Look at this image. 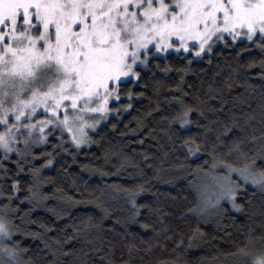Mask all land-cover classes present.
<instances>
[{
	"label": "snow or ice",
	"instance_id": "1",
	"mask_svg": "<svg viewBox=\"0 0 264 264\" xmlns=\"http://www.w3.org/2000/svg\"><path fill=\"white\" fill-rule=\"evenodd\" d=\"M228 49L241 59L242 53L247 54L249 68L257 64L254 53L258 54L261 71L257 74L264 79V0H0V264H23L21 253L28 252L19 238L21 225L15 222L23 185L27 184L23 199L31 204L40 197L44 170L61 153L74 155L91 144L103 122L130 114L146 97L157 100L146 115L158 111L160 89L172 73L178 77L172 96L182 110L171 117L160 115L159 130L173 144L182 141L183 159L177 158L176 167L185 178L191 177V191L174 200L191 206L178 209L187 232H170L164 216L171 213L149 208L159 217L160 227L147 222L142 227L171 240L176 253L157 264H180V249L204 237L200 222L228 211L225 205L245 214L246 222L235 224L232 217L230 227L239 233L231 241L235 250L220 249L213 257L215 264H264V95L259 105L260 127L233 121L242 136L236 135L227 152L217 150L218 143H223L221 136L233 131L227 124L211 144L206 132L181 134V130L190 132L188 125L193 123L204 127L190 116L193 111L202 116L203 110L183 99L189 94L183 88L186 76L194 66L207 74L214 58L224 56ZM226 68H231L227 61L216 60L213 78ZM232 79L231 73L225 77L229 89ZM150 86L153 95L145 91ZM208 87L212 89L211 84ZM253 119L254 113L246 114V123ZM177 122L178 129L173 127ZM116 126L112 124L113 129ZM143 127L141 121L131 131ZM249 141L251 146H241ZM149 155L144 156L146 163ZM201 159L203 163H197ZM100 171L102 176L107 174ZM241 190L246 201L238 199ZM84 196L80 193V198ZM87 196L104 208L94 191H87ZM80 198L69 194L74 202ZM129 199L136 207L135 197ZM140 214L135 212L133 221ZM225 236L232 233L226 231ZM135 248L129 241V258L121 264H132Z\"/></svg>",
	"mask_w": 264,
	"mask_h": 264
},
{
	"label": "trees",
	"instance_id": "2",
	"mask_svg": "<svg viewBox=\"0 0 264 264\" xmlns=\"http://www.w3.org/2000/svg\"><path fill=\"white\" fill-rule=\"evenodd\" d=\"M225 53L224 56L214 58L207 74L194 66L193 72L186 76L183 88L189 94L183 99L203 110L202 116L197 111H193L190 116L194 121L199 120L204 127L193 123L188 125L190 132L181 130L182 136L206 132L208 143L211 144L227 124L233 131L221 136L223 143H218L217 150L222 152L228 151L236 135L242 136L239 128L233 127V121L244 127L248 123L260 127L259 105L264 95V79L257 74L261 71L258 54L254 53L257 64L249 68L247 54L242 53L241 59L230 49L225 50ZM216 60L222 64L227 61L231 68H226L221 75L213 78ZM205 66L207 67L206 62ZM229 73L234 77L230 81L233 85L231 89L225 86V77ZM157 74L163 77L159 70ZM166 79L167 83L160 89L158 111L146 115L149 105L155 107L157 102L155 96L151 101L146 97L135 105L130 114L103 122L93 134L91 144L76 151L74 155L61 153L53 166L44 170L42 179L45 182L41 185L40 197L31 204L23 199L27 194V184L23 185L18 193L20 200L16 201L21 204V211L15 221L21 225L22 233L19 238L23 247L28 249L27 254L21 253L23 264H108L109 260L112 264H121L129 258V241L136 245L132 264H157L159 259L176 256L172 251L171 240H165L163 235L154 232L152 228L142 227L144 222L160 227L159 217L149 210L159 208L162 212L171 213L164 216L170 232L176 229L188 231V225L179 218L178 209L182 210V205H191L182 199L174 200L178 194L191 191L188 185L191 177L185 178V174L176 167L177 158L183 159L182 141L176 140L173 144L159 130L160 115L171 117L177 114V110H182L180 103L172 96L178 77L172 73ZM209 84L212 85L211 90ZM145 91L148 95H153L151 86ZM175 94L181 95L178 91ZM251 113L255 114V119L246 123V114ZM141 121L144 127L133 133L131 129H135ZM113 123L117 125L115 129L112 127ZM163 123L167 126L166 121ZM173 127L178 129L179 123H175ZM149 129H152L151 133ZM154 136L157 139H153ZM141 140L144 141L143 144L140 143ZM241 146H251V142ZM149 153L151 155L146 163L144 156ZM148 163L152 167H148ZM197 163L202 164L203 159ZM192 166L194 168L195 164ZM101 169L107 174L102 176ZM10 183L11 181L5 186ZM100 189H104L103 194ZM87 191H94L95 195L100 196L104 208L97 207L96 202L87 196ZM82 192L85 196L80 198ZM241 193L238 199L246 201L243 190ZM69 194L80 198L79 202L70 200ZM250 194L251 189L248 192ZM132 196L136 199V207L130 202L129 198ZM225 207L228 211L221 210L220 214L208 217L207 222H200L204 237L196 240L193 246L180 249V264H215L213 257L220 249L235 250L231 241L239 233L235 227H230L234 223L232 217L236 218L235 224H240L246 222L245 214L232 211L230 205ZM137 211L141 214L133 221ZM89 216L92 218L90 222ZM226 231L231 232L232 236H225ZM157 240L161 243L157 244ZM149 245H152L150 251ZM97 248L100 251H96Z\"/></svg>",
	"mask_w": 264,
	"mask_h": 264
},
{
	"label": "rangeland",
	"instance_id": "3",
	"mask_svg": "<svg viewBox=\"0 0 264 264\" xmlns=\"http://www.w3.org/2000/svg\"><path fill=\"white\" fill-rule=\"evenodd\" d=\"M99 127V126H98ZM88 144H86V145H84V146H82V148H84V147H86Z\"/></svg>",
	"mask_w": 264,
	"mask_h": 264
}]
</instances>
